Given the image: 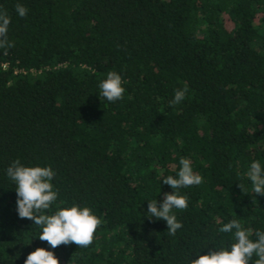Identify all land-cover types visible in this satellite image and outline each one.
<instances>
[{"label":"trees","instance_id":"trees-1","mask_svg":"<svg viewBox=\"0 0 264 264\" xmlns=\"http://www.w3.org/2000/svg\"><path fill=\"white\" fill-rule=\"evenodd\" d=\"M0 11L14 45L0 48V264L37 248L59 264H189L235 243L219 231L232 219L252 240L264 231L247 177L253 161L264 168V0H0ZM111 71L125 89L115 102L99 89ZM181 157L203 183L174 190L188 207L173 209L182 227L169 235L147 204L172 193L162 178ZM17 159L55 173L43 214L76 205L101 220L89 247L52 249L19 218L6 173Z\"/></svg>","mask_w":264,"mask_h":264},{"label":"clouds","instance_id":"clouds-1","mask_svg":"<svg viewBox=\"0 0 264 264\" xmlns=\"http://www.w3.org/2000/svg\"><path fill=\"white\" fill-rule=\"evenodd\" d=\"M15 11L19 17L27 15L28 9L17 3ZM10 18L6 12L0 11V48H11L14 45L8 40V26ZM100 95L109 102L123 98L125 92L121 76L111 71L106 79L99 83ZM188 89L175 91L174 98L169 102L175 106L181 103ZM180 167L177 175L162 178L163 183L173 189L172 193H165L161 202L156 199L148 201L146 217L151 221L163 220L166 222L169 235H175L182 224L173 214V209L184 210L188 207L186 196L180 195L178 190L203 183V178L193 172L191 161L180 158ZM8 178L15 183L16 211L19 218L31 220L40 226L42 231L38 236L41 241L55 249L61 245L75 244L79 248L89 247L95 236L101 220L95 216L88 207L73 205L60 208L52 215L43 214L56 200L58 193L53 190L51 181L54 171L50 167H27L21 165L17 159L6 169ZM247 177L252 183L253 193L264 196V168L257 161H253L247 172ZM243 191V186L238 184ZM235 243L230 248L209 249L207 254L198 255L191 259L189 264H250L253 257H257L253 264H264V231L257 230L255 240L250 239L251 230L242 227L239 220L232 219L219 229L222 233H233ZM24 264H59V260L52 251L37 248L29 253Z\"/></svg>","mask_w":264,"mask_h":264}]
</instances>
